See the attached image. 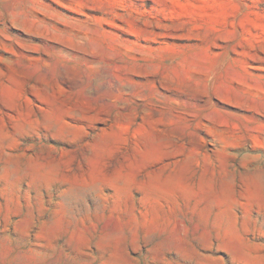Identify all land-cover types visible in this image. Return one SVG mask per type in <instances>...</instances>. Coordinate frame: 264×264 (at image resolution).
<instances>
[{
  "label": "rangeland",
  "instance_id": "rangeland-1",
  "mask_svg": "<svg viewBox=\"0 0 264 264\" xmlns=\"http://www.w3.org/2000/svg\"><path fill=\"white\" fill-rule=\"evenodd\" d=\"M0 264H264V0H0Z\"/></svg>",
  "mask_w": 264,
  "mask_h": 264
}]
</instances>
